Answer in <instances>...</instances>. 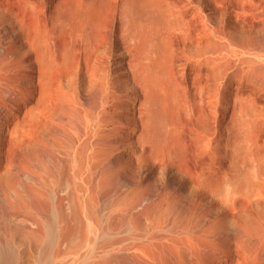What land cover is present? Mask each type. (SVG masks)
I'll use <instances>...</instances> for the list:
<instances>
[{
  "label": "bare ground",
  "instance_id": "bare-ground-1",
  "mask_svg": "<svg viewBox=\"0 0 264 264\" xmlns=\"http://www.w3.org/2000/svg\"><path fill=\"white\" fill-rule=\"evenodd\" d=\"M3 9L0 264H264V172L209 193L203 164L177 165L148 137L156 74L107 48L53 57L39 25ZM260 22L225 31L226 82L264 79Z\"/></svg>",
  "mask_w": 264,
  "mask_h": 264
},
{
  "label": "rangeland",
  "instance_id": "rangeland-1",
  "mask_svg": "<svg viewBox=\"0 0 264 264\" xmlns=\"http://www.w3.org/2000/svg\"><path fill=\"white\" fill-rule=\"evenodd\" d=\"M32 1L3 0L0 7L39 25L53 57L73 52L90 60L107 48L112 59L131 52L139 68L156 74L148 137L177 165L203 164L209 193L222 192L228 180L241 187L255 167L264 172V79L250 84L243 74L226 82L223 52L227 29L261 26L264 0ZM155 69L171 72L168 82ZM157 76L168 85L158 86ZM234 201L235 213L244 212L242 198ZM73 219L64 230L77 232L81 224V244L84 223Z\"/></svg>",
  "mask_w": 264,
  "mask_h": 264
}]
</instances>
